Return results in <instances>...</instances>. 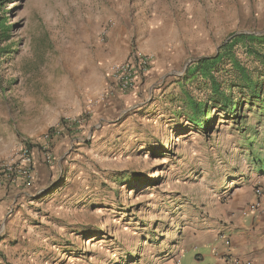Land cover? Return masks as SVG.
<instances>
[{"label":"rangeland","instance_id":"rangeland-1","mask_svg":"<svg viewBox=\"0 0 264 264\" xmlns=\"http://www.w3.org/2000/svg\"><path fill=\"white\" fill-rule=\"evenodd\" d=\"M0 19V172L30 171L0 178V264H167L199 219L264 185V103L238 94L237 115L215 110L206 128L190 109L213 97L195 62L238 35L264 53V0H0ZM154 22L164 39H141ZM117 46L122 62L171 49L164 88L115 92ZM232 53L253 67L243 43ZM232 60L212 72L224 87Z\"/></svg>","mask_w":264,"mask_h":264},{"label":"crops","instance_id":"crops-1","mask_svg":"<svg viewBox=\"0 0 264 264\" xmlns=\"http://www.w3.org/2000/svg\"><path fill=\"white\" fill-rule=\"evenodd\" d=\"M157 23H150L149 29L138 36L149 41L163 40L156 34ZM118 50L121 55L117 52V62H122L129 56V48L117 46ZM140 52L151 58L152 67L150 73L140 79L141 87L129 92L127 97L130 99L136 98L149 84L151 89L160 92L164 88H158L162 84L160 81L178 58L171 49L140 48ZM257 172L259 176L264 174ZM253 184V180L242 184L223 206L225 209L215 217L199 219V223L173 247V255L166 263L184 264L188 256L189 264H264V210H256ZM228 240L230 244H227Z\"/></svg>","mask_w":264,"mask_h":264},{"label":"trees","instance_id":"trees-1","mask_svg":"<svg viewBox=\"0 0 264 264\" xmlns=\"http://www.w3.org/2000/svg\"><path fill=\"white\" fill-rule=\"evenodd\" d=\"M9 28L6 27V23L3 19H0V41L6 40L8 36ZM257 38V37H256ZM255 40V37L248 35H238L230 42L225 44L219 54L216 57L202 58L195 62V69L197 73H201L203 76L212 80L213 97L205 102L192 101L190 103V109L199 119V125L206 128L208 123L207 115L215 110H221L223 113L237 115V95L247 92L250 94L254 102L264 103V53L258 51L255 48H251L249 44ZM243 43L247 48V55L254 59L253 67H248L239 62L232 53V49L236 44ZM226 56H230L233 60L231 61L233 66V73L235 74V81L227 87H224L221 83L217 82L214 74L212 73L216 66L224 61ZM235 58V59H234ZM258 64V65H255ZM210 103V105H209ZM243 108L240 109V111ZM69 122H64L63 130L70 133L73 131ZM76 125V123H73ZM76 129V128H75ZM56 130H52L48 139L53 140L57 137ZM255 163L257 164V170L259 173H264V159L258 156L256 157ZM25 177L21 174H13L7 170L0 172V178L4 181H13L16 177Z\"/></svg>","mask_w":264,"mask_h":264},{"label":"built area","instance_id":"built-area-1","mask_svg":"<svg viewBox=\"0 0 264 264\" xmlns=\"http://www.w3.org/2000/svg\"><path fill=\"white\" fill-rule=\"evenodd\" d=\"M106 34V30L102 33ZM151 59L150 57L141 54L140 52H133L132 56L129 57L124 62L116 63L110 68V80L113 86V89L118 94H126L131 91H135L139 87V81L143 76H146L151 71ZM113 92V91H112ZM48 138V135H47ZM24 160L27 161V164H24L25 167L29 166L32 162V157L29 151H22ZM16 166V165H15ZM20 166V168H19ZM23 166V165H22ZM2 170H7L13 174L28 175L29 170L24 169L21 165L14 167H3ZM18 172V173H17ZM23 172V173H22ZM254 195L257 201V211L262 212L264 210V185L257 184L254 188ZM230 240L227 241V244Z\"/></svg>","mask_w":264,"mask_h":264}]
</instances>
